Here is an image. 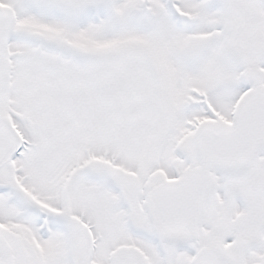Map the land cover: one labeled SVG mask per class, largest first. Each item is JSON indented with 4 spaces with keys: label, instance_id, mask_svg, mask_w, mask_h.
Returning a JSON list of instances; mask_svg holds the SVG:
<instances>
[{
    "label": "snow or ice",
    "instance_id": "1",
    "mask_svg": "<svg viewBox=\"0 0 264 264\" xmlns=\"http://www.w3.org/2000/svg\"><path fill=\"white\" fill-rule=\"evenodd\" d=\"M0 264H264V0H0Z\"/></svg>",
    "mask_w": 264,
    "mask_h": 264
}]
</instances>
